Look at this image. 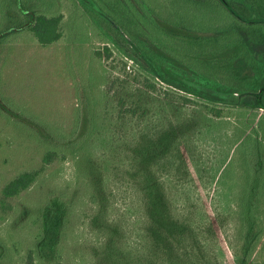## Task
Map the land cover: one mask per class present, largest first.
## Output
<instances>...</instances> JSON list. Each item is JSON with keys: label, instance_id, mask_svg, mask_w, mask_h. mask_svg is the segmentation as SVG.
I'll use <instances>...</instances> for the list:
<instances>
[{"label": "rangeland", "instance_id": "1", "mask_svg": "<svg viewBox=\"0 0 264 264\" xmlns=\"http://www.w3.org/2000/svg\"><path fill=\"white\" fill-rule=\"evenodd\" d=\"M226 1L258 22L220 0H0V264H264V0ZM135 2L186 36L132 41ZM27 13L62 15V38Z\"/></svg>", "mask_w": 264, "mask_h": 264}, {"label": "trees", "instance_id": "2", "mask_svg": "<svg viewBox=\"0 0 264 264\" xmlns=\"http://www.w3.org/2000/svg\"><path fill=\"white\" fill-rule=\"evenodd\" d=\"M224 4V6L229 10L230 14L236 19L241 20L244 23H257L256 20H247L241 17V15L236 11L233 5L229 4L226 0H220ZM134 5L137 10V13L132 15L129 13V19L132 21V34H130L128 37L134 41L138 42L137 34L134 33V31L139 32L140 36H142L144 39H147L148 41L154 40L156 35H166L171 36L173 38H182L186 36L185 34V28L181 27L173 22H171L169 19H165L164 17L160 15H156V11L153 8L147 7L144 4H141L140 2ZM117 4H119V0H117ZM118 7H123L118 6ZM152 7V6H151ZM21 9V8H19ZM142 9V10H141ZM142 11V13H141ZM154 14L155 16H150L149 12ZM141 13V15H140ZM29 14V13H27ZM31 18V26L30 31L33 32V34L38 39V42L43 47H48L51 44L59 41L62 38V32L60 31V23L62 20V15L57 16H51L48 17L47 15L42 14H29ZM154 17V18H153ZM153 18V21H152ZM134 30V31H133ZM9 31V30H8ZM4 31V35L8 32ZM2 33V34H3ZM96 55L101 56V53H96ZM151 88H161V85L159 83H150L149 85ZM264 85L261 88V92L258 94H255V100L257 104L264 108ZM185 101L195 102V104H201L206 111L207 114L219 117L227 111V109H224L223 107H218L209 103H200L199 101L195 99L185 98ZM65 146H67V142H64ZM66 154H60L57 152V148H50V150L47 152V154L43 158V163L45 165L50 164L53 162L55 158H59L60 160H65ZM60 156V157H59ZM44 170V167H42L39 170L31 171V172H25L21 175H19L17 178L12 180L4 189L3 194L6 197H14L19 195L20 193L27 190L32 184L36 182L42 171ZM156 181L155 180H149L146 185V191L148 195V200L150 201L151 208L155 209L159 207V195L156 190V185H154ZM154 185V186H153ZM251 228L248 229L246 237L248 244L251 242ZM250 245V244H249ZM247 250V249H246ZM27 264H33L32 256L28 258Z\"/></svg>", "mask_w": 264, "mask_h": 264}]
</instances>
